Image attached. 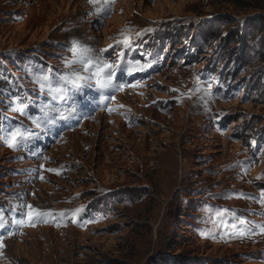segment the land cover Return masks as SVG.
<instances>
[{
	"label": "rangeland",
	"instance_id": "374dc122",
	"mask_svg": "<svg viewBox=\"0 0 264 264\" xmlns=\"http://www.w3.org/2000/svg\"><path fill=\"white\" fill-rule=\"evenodd\" d=\"M263 30L264 0H0V117L20 133L0 138V264H264ZM73 41L106 64L148 43L163 65L109 114L61 100L74 121L43 144L7 86L55 103L42 66L90 74Z\"/></svg>",
	"mask_w": 264,
	"mask_h": 264
},
{
	"label": "snow or ice",
	"instance_id": "6c2138e0",
	"mask_svg": "<svg viewBox=\"0 0 264 264\" xmlns=\"http://www.w3.org/2000/svg\"><path fill=\"white\" fill-rule=\"evenodd\" d=\"M91 3H95L96 0H90ZM127 43V41H125ZM72 51L74 60L68 62L67 66H70L71 63H79L82 66V69L85 73H90L89 75H81L80 73H73L74 79H69L67 77L62 76L61 79L65 82L70 84L72 87H79V81H89L93 82L97 89L103 90L113 87V80L112 75L114 73L112 72V66L106 63H103L99 59H93L88 55V52L90 51L87 48L79 47L76 45V42L73 41V47L70 49ZM103 51V50H102ZM130 65L135 68L136 70H144V66L140 64L139 61L136 62H130ZM47 77H42L41 80L36 81L40 84L41 88L43 89L45 87L44 81H47ZM91 86V83L90 85ZM132 87H136V85H131ZM120 90H123L125 85H120ZM54 99H60L63 100L65 97L61 94L59 97H54ZM74 111L73 109H69V112ZM109 112H111V109H108ZM61 118H64L63 113L61 114ZM19 135V132L14 134L11 139L7 142L6 146L9 148H12L15 150V140L16 136ZM59 174V173H57ZM259 203L264 206V192L261 193V200ZM79 211V210H78ZM29 218L33 216L41 215V213L37 212L35 209H33L31 206H29V212H28ZM262 232H264V228L261 229Z\"/></svg>",
	"mask_w": 264,
	"mask_h": 264
},
{
	"label": "trees",
	"instance_id": "16d2710c",
	"mask_svg": "<svg viewBox=\"0 0 264 264\" xmlns=\"http://www.w3.org/2000/svg\"><path fill=\"white\" fill-rule=\"evenodd\" d=\"M224 27L226 28L227 31L230 30V25H229V24L225 25ZM263 31H264V30H263ZM233 35H234V34H232L231 36H233ZM239 42H242V38H241V37H239ZM263 62H264V57H263Z\"/></svg>",
	"mask_w": 264,
	"mask_h": 264
}]
</instances>
